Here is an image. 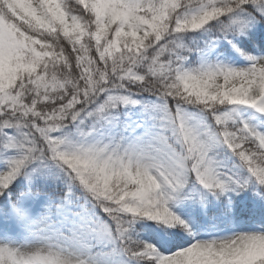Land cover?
<instances>
[{"label": "snow or ice", "instance_id": "snow-or-ice-1", "mask_svg": "<svg viewBox=\"0 0 264 264\" xmlns=\"http://www.w3.org/2000/svg\"><path fill=\"white\" fill-rule=\"evenodd\" d=\"M0 264H264V0H0Z\"/></svg>", "mask_w": 264, "mask_h": 264}]
</instances>
